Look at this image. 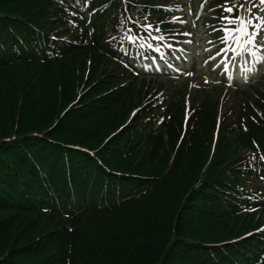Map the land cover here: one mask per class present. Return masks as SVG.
<instances>
[{"label": "rangeland", "instance_id": "374dc122", "mask_svg": "<svg viewBox=\"0 0 264 264\" xmlns=\"http://www.w3.org/2000/svg\"><path fill=\"white\" fill-rule=\"evenodd\" d=\"M13 1L24 6L23 12L31 17L25 18L28 22L23 25L22 33L17 34L22 36L16 39L22 58L0 71V134H14L17 126L22 131L49 130L52 136L67 142L78 141L97 149L96 152H111L114 163L120 164L117 168L135 173L129 176L132 181L128 190L136 202L118 214L84 220L74 263L86 264L95 253L104 251L109 255L107 264H121L124 244L115 248L108 245L113 236L109 230L121 225L126 234H133L130 237L142 234L149 247L162 240L167 242L161 264H247L248 260L250 264H260L264 244L256 236L264 238V232L257 231L264 226L261 152L240 147L234 130L243 128L249 117L264 124L263 111L244 94L219 86L210 88L201 78L189 77L182 82L150 77L132 79L99 49L103 41L85 54H79L81 48H72L73 52L48 61L52 65L46 70L44 64L48 62L38 57L35 34L39 39V32L44 31L47 36L55 37L58 46L73 39L74 45L80 47L86 43L84 28L61 0ZM239 2L247 6V0ZM223 3L224 0H215L214 6ZM215 12L220 15L219 10ZM160 13V8L151 7L147 0H112L98 23L101 40L119 33L122 28L117 26L129 16L152 24V29L159 26L161 31L168 32V23ZM212 24L210 28L218 27L215 20ZM204 26L206 29L202 24L201 31ZM216 40L212 38L213 43ZM5 42L7 50L15 47L12 42ZM18 78L24 81L17 88L11 80ZM98 91L101 93L95 96ZM207 91L218 107L216 130L200 145L178 141L164 144L151 160L150 138L157 127V103L166 96L180 94L191 115L198 97L205 96ZM121 142L126 144L120 145ZM118 144L121 157L123 154L128 159L115 155L114 146ZM181 145L184 148L178 151ZM223 147L229 155L222 154ZM133 154L135 160H130ZM228 157L235 158L232 165L228 164ZM226 167L229 168L224 173ZM174 198H180V203L167 201ZM168 203H174L172 207L178 212L176 221L175 216L170 218L173 210L166 207ZM21 226L11 235H18ZM180 237L186 239L179 241ZM91 244L94 245L89 247ZM52 252L49 264H58L62 260L59 249ZM41 258L40 253L35 260ZM90 264L105 262L96 255Z\"/></svg>", "mask_w": 264, "mask_h": 264}, {"label": "trees", "instance_id": "16d2710c", "mask_svg": "<svg viewBox=\"0 0 264 264\" xmlns=\"http://www.w3.org/2000/svg\"><path fill=\"white\" fill-rule=\"evenodd\" d=\"M15 2L0 0V71L5 70L12 61L21 58L20 54H11V48L6 49L5 41L16 45L18 37H22L17 34L22 33L23 25L28 22L25 18L31 17L26 11L23 12L24 6L15 5ZM108 3L110 0H63L61 3L79 14L83 20H89L85 33L87 36L89 30L91 40L86 46L76 47V50L82 49L79 54L89 52L102 38V30L98 26L102 17L97 14H103V7ZM86 11L88 12L85 14ZM100 48L104 52L108 51L104 44ZM68 52L73 51L68 50L63 55L69 54ZM44 65L48 70L52 64L48 62ZM23 81L18 78L11 80V84L18 88ZM100 93L96 92L95 96ZM241 94L264 113V102L259 100L264 99V77ZM198 100L200 105L190 120V129L186 131L189 137L182 136V143L200 145L215 128L218 107L213 102L211 93L205 92V96H199ZM182 101L183 97L176 94L158 106L161 121L160 127L154 130L152 139L150 138L151 160L156 158L164 144L173 145L179 140L184 123ZM222 127L226 130L225 123ZM16 129L18 130L14 134H0V264H49L52 256L50 251L54 253L57 249L62 257L58 264H75L83 221L101 215L118 214L136 202L128 190L132 181L129 176L135 173L117 168L119 163H114L111 152H96L97 149L78 141L67 142L61 137L52 136L49 130L22 131L20 126ZM234 134L242 148L253 150L256 145L264 147V124L261 121L253 122L249 117L244 121L243 128L235 129ZM125 144L121 142L120 145ZM120 145L114 146L117 152L115 155L128 159L123 154L121 157L118 150ZM183 148L184 145H181L178 151ZM221 152L229 155L224 147ZM135 157L133 154L129 159L135 160ZM229 157L228 164L232 165L235 158ZM228 168L226 167L224 173ZM179 199L167 201H177L179 204ZM172 205L174 203H168L166 207L173 210L170 218L175 216L176 221L178 212ZM129 221L131 223L130 219ZM19 226L18 235L12 236V231ZM98 230H102L101 227ZM109 231L113 234L108 244L110 247L115 248L122 244L125 246L121 264H161L162 256L166 254L167 242L162 240L149 247L142 234L139 237H130L133 234H126L121 225ZM127 236L129 239H126ZM180 239L183 241L186 238H178L179 241ZM112 248L108 250L112 251ZM40 253L41 260H35ZM96 255L102 256L107 264L105 260L109 255L106 256L104 251L102 254L95 253L86 264L94 262ZM261 259L260 264H264V255ZM223 260L224 258L221 259L222 262ZM250 263L248 260L247 264Z\"/></svg>", "mask_w": 264, "mask_h": 264}, {"label": "snow or ice", "instance_id": "6c2138e0", "mask_svg": "<svg viewBox=\"0 0 264 264\" xmlns=\"http://www.w3.org/2000/svg\"><path fill=\"white\" fill-rule=\"evenodd\" d=\"M61 2H63V0H61ZM203 2L206 3L207 0H203ZM170 10L171 7L166 8V11ZM217 10H219L220 15L213 16V19L216 21L218 27H211V30L222 34L219 36V39L225 46L219 49L217 55L219 56L220 53L225 52L226 48L231 45V50L237 56L240 55L239 52H236V49L239 48L258 62L264 60V31H262V29H264V0H259V4H257L255 0H247V6L244 3H240L239 0H224L223 4L216 5L214 9H210V12H215ZM145 20H147V17H145ZM171 20L172 22H176L179 20V17L173 16ZM179 22L186 23V21L183 20H179ZM132 23L145 30L153 28V25L150 23H141L140 21H132ZM160 23L163 24L164 21ZM128 32L132 33V29L129 28ZM155 32H161V28L156 26ZM170 35L174 36V33ZM185 35H191V33H185ZM53 39H55V37H53ZM127 39L132 41L134 39H139V37L130 34L127 36ZM152 39L164 41L165 36L153 35ZM190 42L191 41H189V43ZM207 43L211 44L212 41H208ZM141 46L143 47L144 45ZM147 46L152 47L151 44ZM168 47H172V45H168ZM205 51H207V49H205ZM209 59H212V57ZM205 63H207V61H205ZM187 74L191 75V73ZM207 82V78H205V83ZM253 144L256 145V142L253 141ZM256 146L257 149H259V146ZM255 159L256 157L254 156L253 160ZM259 160L264 161V154L259 156ZM248 210L254 211L255 209ZM257 231L264 232V226L257 229Z\"/></svg>", "mask_w": 264, "mask_h": 264}]
</instances>
